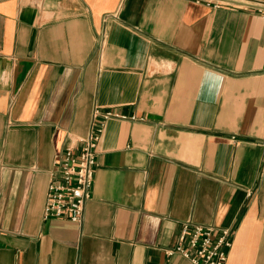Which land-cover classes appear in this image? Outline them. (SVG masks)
I'll return each instance as SVG.
<instances>
[{"label":"crops","instance_id":"1","mask_svg":"<svg viewBox=\"0 0 264 264\" xmlns=\"http://www.w3.org/2000/svg\"><path fill=\"white\" fill-rule=\"evenodd\" d=\"M234 1L0 0V264H192L166 253L187 220L264 264V0ZM97 106L126 119L83 221H45Z\"/></svg>","mask_w":264,"mask_h":264},{"label":"built area","instance_id":"2","mask_svg":"<svg viewBox=\"0 0 264 264\" xmlns=\"http://www.w3.org/2000/svg\"><path fill=\"white\" fill-rule=\"evenodd\" d=\"M213 8L237 6L248 9V3L234 0H194ZM259 13L263 10L259 9ZM126 119L125 116L97 106L92 112L89 134L75 138L59 155L55 169L50 174L46 202L42 217L66 220L81 225L87 202L92 197L97 147L110 119ZM233 246L231 229L214 225L195 224L187 220L174 248L168 256L178 255L192 264H226Z\"/></svg>","mask_w":264,"mask_h":264}]
</instances>
